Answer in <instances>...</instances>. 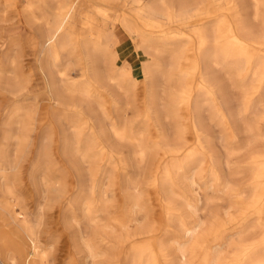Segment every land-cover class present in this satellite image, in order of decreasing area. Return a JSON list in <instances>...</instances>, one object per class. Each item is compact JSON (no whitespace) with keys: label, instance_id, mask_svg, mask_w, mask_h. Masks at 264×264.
<instances>
[{"label":"rangeland","instance_id":"374dc122","mask_svg":"<svg viewBox=\"0 0 264 264\" xmlns=\"http://www.w3.org/2000/svg\"><path fill=\"white\" fill-rule=\"evenodd\" d=\"M10 1H13V4L6 7ZM83 1L91 4L95 0ZM241 2L242 5L240 2L239 4L243 9L238 7L249 21L248 24L262 26L264 0L259 1L261 16L257 19L254 17L257 8L255 0ZM213 4L205 10V15L195 17V20L185 27L178 22H170V19L148 23L145 28L148 42L153 48L160 50L191 48L188 42L197 40L194 34L203 28L207 17L215 19L220 14L229 15L228 5L224 7L225 4ZM87 7L84 6V11ZM115 8L114 12H120L118 17L122 19L121 12L126 10L125 7L117 3ZM37 16H40V12L37 9L34 11L30 9V0H0V140L6 131L9 134L7 141L9 157L14 159L22 156L16 177L3 175L0 177V196L5 195L3 181L8 182L9 179V182L12 181L15 185L19 196L20 201L16 199V203L19 202L22 208L19 218L24 219L28 214L29 219H33L43 214L38 232L41 241L49 247V264H124L121 259L114 262L116 250L111 245L115 243V237L119 238L117 236L130 232L147 236L151 228H157L156 235L164 237L170 252L169 259L173 264H188L185 260L181 261L182 255L174 241L184 240L179 231L178 221L181 218L187 224L202 221L199 230L204 232L216 215L222 218L223 225L207 240L211 243V249L209 248L211 257L214 245L222 244L219 248L218 264H235L237 244L255 243L264 234V227L255 225L259 220L256 213L259 207L258 200L264 196V190L260 185L253 184L256 168L249 163L250 155L264 149V101H260L256 93L253 95L255 107L247 112L243 109L248 96L254 93V79L247 75V72L238 75L236 72H230V69L218 71L219 79L221 83L223 82V92L220 90L215 93L214 104L219 106L218 103L221 102L220 106L223 104L232 114L235 113L232 124L238 141L231 132H226L220 126V121L214 117L215 106L202 101L204 97L199 83L204 71L201 65L196 71L192 70L191 63L195 55L190 51L183 54L181 61L182 69H188L185 75L180 74V70L176 71L166 81L164 78L160 80L159 85L153 90L149 86L148 78L142 76L138 80H133L129 85L131 108H126L122 91L115 90L120 101L119 111L113 109L114 105L107 94H103L105 107L102 108L95 102L94 94L88 96L79 92H76L74 97L92 99L91 109L85 104L79 108L63 109L48 98L42 78L36 38H39L43 25ZM117 31L124 43L127 33L121 27H117ZM184 33L188 37L183 36ZM121 47L122 44H119V48ZM256 50V55L258 53L264 55V49ZM161 54L164 59L168 57L167 53ZM150 55L151 66L155 68L158 61L153 49ZM70 59L68 82H81L85 70L81 69L76 55ZM104 65L105 69L107 66ZM58 82L61 81L58 79ZM16 86L27 89L15 97L10 90L16 89ZM152 95L156 98L155 103L149 101ZM197 98H200V103L197 102L196 114L202 122L207 120L204 124L205 132H202L201 136L202 143L189 127V121L195 114L192 108L198 101ZM211 108L212 114L209 113ZM31 116L33 124L37 126L28 133L26 139H21L18 132ZM148 116L151 120H147ZM203 116H206V119L204 117L203 120ZM96 118L100 121L99 125ZM125 120L128 121L131 132L143 134V139L147 141L156 143L161 132L164 145L168 143L174 146L182 140L186 142L188 152L204 147L202 152L207 158L202 167L193 163L194 160L185 166L187 175L184 174V177L180 178L177 193H171L169 188L164 190L159 182L166 167L174 164L177 157L172 153L164 156L162 150L153 148L151 155L143 162H139L134 154V145L130 141L118 140L110 130V123H123ZM249 123L253 131L248 130ZM231 129L232 127L229 128ZM50 131L54 132L52 140L47 137ZM224 135L226 136L222 143ZM65 137L71 144L74 162H69L62 156ZM47 143L50 145V152L46 155L43 147ZM210 148L217 161H220L217 179H212L211 176L214 165L211 157L209 158ZM229 149L233 152L230 157L227 153ZM109 152L113 153L112 159L109 158ZM81 154H84V159ZM51 155L56 161L52 160ZM106 169L112 171L113 175L109 176L114 177V182L113 178H109L105 173ZM195 171L198 172V184L192 186L187 177ZM31 172L34 173L35 183L31 178ZM173 174L177 175L178 171L173 170ZM93 177H96V180L91 196L90 186ZM81 181L85 197L90 195L89 199L98 202L103 200L106 203L102 210L100 209L102 205L98 206L97 221L91 226L83 219V206L70 202L76 196ZM151 181L156 182L157 189L156 186L149 185ZM135 183L138 187L134 186ZM137 191L140 192L137 199L141 204L140 209L133 204L135 201L133 195L138 193ZM167 202L171 203L168 207L165 206ZM189 202L197 204L196 210L187 205ZM125 203H128L127 207ZM123 208L131 210V220L127 227L116 220H111V216L121 215ZM169 208L173 220L169 219ZM107 226L109 228H106ZM216 234H225L222 235L223 240H215ZM86 239L91 241L96 249V245H99L97 249L99 254L94 258L89 256ZM153 244L158 264H166L165 257L159 253L157 239ZM123 246L126 248L127 243H123ZM259 252L263 253L264 248L259 247ZM186 256L187 259L190 257L189 252ZM0 264L4 263L0 261Z\"/></svg>","mask_w":264,"mask_h":264},{"label":"bare ground","instance_id":"6f19581e","mask_svg":"<svg viewBox=\"0 0 264 264\" xmlns=\"http://www.w3.org/2000/svg\"><path fill=\"white\" fill-rule=\"evenodd\" d=\"M241 1L95 0L93 3L87 4L83 0H30V9L33 11L37 9L40 12V16H37V18L42 20L43 25L39 38H36V40H38L37 45H39L42 78L48 92V98L55 101L63 109L69 107L79 108V106L84 104L88 109H91L92 99L74 97V94L76 92L88 96L94 94L96 98L94 99L95 102L99 103L102 108L105 107L103 94H107L112 100L113 109L119 111L120 101L115 94V90H118L122 91L121 94L124 95L126 108H131L129 85L133 80H138L142 76L148 78L150 82L149 86L153 90L156 85H159L160 80L164 78L166 81L174 72L180 70V74L182 75L187 73L188 69H182L181 61L183 60V54L190 51V53L195 55L191 63L192 70L196 71L197 67L201 65L204 71L199 83L204 97L202 101L215 106L213 97L217 91H222L223 89V82L221 83L219 79L218 71L230 69V72H236L238 75L247 72V75L255 81L253 85L254 93L248 96L244 102V111H250L255 107L254 104H256L253 101L254 94L258 93L260 101H264V55L260 53L256 55L255 53L257 48L264 49V21L260 27L248 24L249 21H247V18L241 12V9H243L240 6L243 3ZM259 1L255 0L257 8L255 9L254 17L256 19L261 16V10L258 7ZM10 2L5 6L13 4V1ZM117 3L122 4L126 9L124 12H121L122 19L118 17L120 16V12H114ZM213 3L225 4L224 7L228 5L230 7L229 15L220 14L215 19L207 17L206 22L202 25L203 28H200L194 34L197 40L193 39L188 42V46H191V48H185L184 50H180L181 48L160 50L159 48H153L148 42L145 33L148 23L170 19V22H178L182 27H185L188 23L194 21L195 17L205 15V10H207L209 5L213 6ZM84 6H88L85 11ZM117 27L123 28L128 35L126 41L123 43L125 47L124 51H121L119 48L120 37ZM77 29L80 31L78 32ZM183 36L188 37L185 33ZM152 49L155 51L158 61V65L155 68L151 66L149 59ZM162 52L164 54L167 53L168 57L164 59L161 54ZM73 55L78 57L81 69L85 70L83 80L78 83L68 82L69 74L67 72L71 64L70 58ZM103 64L107 66L105 69ZM58 79L61 82H58ZM26 89L16 86V89H11L10 91L16 97L25 92ZM197 100L192 108L195 114L189 121V127L200 143H202L201 136L203 135L202 132H205L204 124L207 120H204L206 116H203L204 122H202L201 118L196 114L200 98H197ZM149 101L155 103V96H150ZM218 104L221 105V102ZM220 105L215 106L214 117L220 121V126L226 132H231L234 139L237 140L235 137L237 134H234V125L232 124L235 120V113L232 114L228 107L223 104L222 106ZM199 107L201 110V104ZM211 111L212 108L209 112L212 114ZM147 118V120H151L150 116ZM32 120V116L31 118H27V122L23 124L22 129L18 132V136L21 139H26L29 136L28 133L32 132L37 126V124H33ZM96 121L99 125V119L96 118ZM248 126L250 127H248V130L253 131L250 123ZM231 127L232 129L229 130ZM110 130L118 140L130 141L134 145V154L139 162L147 159L151 155L153 148L162 150L164 156L172 153V155L177 157L174 159V164L166 167L164 175L159 182L162 189L166 190L169 188L173 194L177 193L180 178L184 177V174L187 175L185 166L194 160L193 163L200 167L207 158L202 152L204 147L197 148V151L188 152L189 148L186 147V142L182 140L174 146L168 143L164 145L161 132L159 133V140L156 143H152L150 140L147 141L143 139V134L130 131L127 120L123 123H110ZM53 136L54 132L50 131L47 137L50 138L49 140H52ZM225 136H222V143ZM1 139L3 141L0 140V177L2 175L12 176L10 178L16 177L19 172L20 158L22 156L14 159L9 157V145L7 144L9 134L6 131L3 132ZM64 139L62 156L69 162H74L71 144L67 137ZM43 148L47 155L50 152V145L47 143ZM209 153V158L211 157L212 164L214 165L211 170V176L212 179H217L219 178L218 163L220 161H217L211 148L209 149ZM227 153L230 157L233 152H230L229 149ZM108 155L109 158H113L112 152H109ZM81 157L84 159V154H81ZM51 158L56 161V158H53L52 155ZM249 161L251 166L256 168L253 184L260 185L261 189L264 190V149L250 155ZM229 164L228 162L227 165ZM173 170L178 171V174L174 175ZM33 172H31V178L35 183ZM105 173L108 176L110 174L113 175L109 169H106ZM197 175L198 172L195 171L187 177L190 179L192 186L198 184ZM110 177L113 178L112 182H114V177ZM95 180L96 177H93L90 186L91 196L95 188ZM155 181L158 182L157 180ZM155 181L149 182V185L156 186L157 189ZM3 182L5 185V195L0 196V261L4 264H49V247L46 246L45 242L41 241L38 232L43 214L33 219H29L27 214L24 219H20L19 214L22 208L19 202L16 203V199L19 200L17 189L12 181L9 182V179L8 182L7 180ZM83 186V182L81 181L76 196L70 202L83 206V219L91 226V224H95L97 221L98 206L102 205L100 208L102 210L106 203L102 199L100 202L89 199L90 195L85 197L83 195ZM134 186L136 187L137 184L135 183ZM137 192L133 195L135 198L133 204L140 209L141 204L137 200L140 192ZM125 195L128 196L127 193ZM82 197H84L83 200ZM258 202L259 207L256 213L259 216V220L255 225L264 227V196L260 197ZM127 204H124L126 205L125 207H127ZM170 205L171 203L167 202L165 206L168 207ZM187 205L196 210L197 204L189 202ZM168 211L170 212V208ZM130 213L131 210L123 208L121 215H113L111 216V220H116L122 226L127 227L131 220ZM172 217L170 212L169 219L173 220ZM221 220L222 218L216 215L213 222L205 228L204 232H200L199 230L202 227V221H196L193 224L185 223L182 221V218L178 221L180 225L179 231L184 240L174 241L177 244V250L182 255V262L185 260L188 264L219 263V248L222 244L218 246L216 243L214 245L215 248L211 257V243H208L207 240L222 227ZM171 222L173 223V221ZM106 228L109 227L107 226ZM156 229L151 228L148 230L147 236H140L137 232H130L117 236L119 238L115 237L116 241L111 245L116 250L114 262H118L121 259L124 264H158L157 252L153 244L154 240L157 239L159 253L165 257L166 264H173V261L169 259L170 252L166 246L165 239L161 235H156ZM222 235L224 236L225 234ZM222 235L216 234L215 240H223ZM123 243H127L126 248L123 246ZM85 244L88 247L89 256L94 258L99 254L97 250L99 245H96V249L92 242L87 239L85 240ZM237 245L238 253L234 259L235 264H264V252H259V247L264 248V234L255 243L249 245L238 243ZM187 252L190 254L188 259L186 256Z\"/></svg>","mask_w":264,"mask_h":264},{"label":"crops","instance_id":"0c3cea01","mask_svg":"<svg viewBox=\"0 0 264 264\" xmlns=\"http://www.w3.org/2000/svg\"><path fill=\"white\" fill-rule=\"evenodd\" d=\"M119 37H120L119 44H122V47L120 49H121V51H124L125 50V47L123 46L124 44H123V41L121 40L122 38H121V35L120 34H119Z\"/></svg>","mask_w":264,"mask_h":264}]
</instances>
